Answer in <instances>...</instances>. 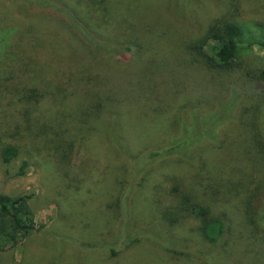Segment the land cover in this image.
Masks as SVG:
<instances>
[{"label": "rangeland", "instance_id": "374dc122", "mask_svg": "<svg viewBox=\"0 0 264 264\" xmlns=\"http://www.w3.org/2000/svg\"><path fill=\"white\" fill-rule=\"evenodd\" d=\"M45 1L0 0V193L29 194L36 223L0 264H264V0ZM70 16L136 46L93 56ZM224 20L241 25V50L212 67L207 32ZM230 99L216 139L149 162ZM186 196L223 220L219 244Z\"/></svg>", "mask_w": 264, "mask_h": 264}, {"label": "trees", "instance_id": "16d2710c", "mask_svg": "<svg viewBox=\"0 0 264 264\" xmlns=\"http://www.w3.org/2000/svg\"><path fill=\"white\" fill-rule=\"evenodd\" d=\"M28 1L32 3L34 0ZM37 4L39 6H46L51 3L45 0H38ZM69 20L71 26L82 33L86 40L84 46H92L94 48L93 56L99 52L105 55H124V52L130 51L131 47L136 46V42L134 41L117 45H109L105 41L101 42L87 33L85 27L83 25L80 26L74 16H70ZM207 36L209 39L212 38L215 43L212 47L214 56L210 58L211 60L209 59L212 63L211 66L225 68L231 65L241 50L240 43L243 38L241 25L235 21H218L209 27ZM96 43L99 44L98 47ZM260 77H264V70L261 72ZM232 100L220 102L221 108L216 107L215 110L200 114L201 116L210 114L214 119L217 117L218 121L212 127L208 126L209 121L197 127H189L188 125L192 122L188 124L190 120L188 122L185 121L183 124L187 126L170 136L161 146L149 151L146 156L149 162L170 156H183L190 159V151H192L195 145L207 140L213 141L216 139V129L222 123L232 119L235 104V101ZM209 120H212V118H209ZM17 155L18 148L14 144H7L2 148V160L6 164L10 163ZM27 166V162L24 161L17 170L16 175H25L27 173ZM29 199L30 195L26 193L20 195L0 193V250H3L6 245L20 244L36 229L34 212L30 206ZM197 201L190 200L189 196L184 197L186 209L199 220L200 232L207 240V243L217 245L226 233L224 222L219 216L210 212L207 202L201 199ZM133 239L137 240L136 238ZM110 250L111 252H115L114 248H110Z\"/></svg>", "mask_w": 264, "mask_h": 264}]
</instances>
